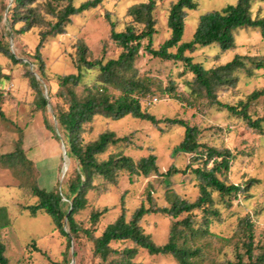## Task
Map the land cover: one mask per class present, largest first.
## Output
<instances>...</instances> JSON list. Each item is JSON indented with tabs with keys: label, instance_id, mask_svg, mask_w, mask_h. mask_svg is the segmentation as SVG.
I'll use <instances>...</instances> for the list:
<instances>
[{
	"label": "trees",
	"instance_id": "16d2710c",
	"mask_svg": "<svg viewBox=\"0 0 264 264\" xmlns=\"http://www.w3.org/2000/svg\"><path fill=\"white\" fill-rule=\"evenodd\" d=\"M12 1L6 13L10 32L15 39L29 33L36 34L37 44L32 59L41 76L55 86L52 102L55 121L79 168L67 180L72 196L71 209L63 213L58 188L51 191L39 188L38 172L23 149V132L6 118L0 99V123L13 128L17 134V139L11 143V149L0 153V168L8 171L17 188L34 200L33 205L26 206L23 210L33 218L38 214L46 215L59 236L66 240L68 250L71 248L69 237L81 248L87 247L90 258L86 264H139L135 260L140 251L149 256L171 257L176 264H195L206 258L204 244L212 240L232 247L233 258L225 259L222 264H264V246L255 244L254 226L249 216L238 219L229 238H220L212 232L214 224L223 223L220 208L230 211L238 198L243 201L249 199L252 181L239 184L228 182L237 156L227 148H215L201 143L200 131L196 127L175 119L161 122L144 112L142 101L146 98L153 99L158 94L176 97V84L169 80L162 88L158 80L140 73L136 66L140 51L153 59L181 64L183 71L180 75L191 76V81L186 85L193 95L207 105L242 120L251 132L262 134L264 115L253 119L250 111L253 104L264 98V88L252 92L245 100L234 105L222 103L217 100L216 95L218 92L234 90L239 82V75L251 77L255 71H264L263 57L235 55L230 61L219 62L221 56L235 51V37L239 31L256 30L264 39V17L260 16L259 9L252 11L254 4L264 0H235L234 4L226 5L219 11L202 14L187 42L182 39L185 21L188 13L197 11L198 0H176L167 10L169 38L158 50L151 47L156 33L154 0L127 8L126 24L121 31L116 30L106 13L104 18L110 27L109 40L120 50L116 58L93 60L85 44L77 41L72 46L74 54L71 56L76 73L55 75L53 79L46 74L42 60L41 50L44 45L50 39L63 35L72 17L97 9L102 0H86L78 6L74 5L73 0ZM5 8L6 6L3 9ZM143 42L147 43L144 45ZM210 47H217L219 50L210 68L205 69L201 64L193 63L189 55ZM0 55L14 65L22 64L10 54L1 40ZM89 72L95 73L94 79L85 83L84 76ZM25 77L34 93L32 114H44L47 103L38 90L35 76L26 73ZM0 79L7 81L8 75L0 72ZM126 117L147 122L155 128L161 123L167 127L182 128L184 133L174 154L191 156L186 168L181 171L170 166L161 175L157 158L152 153L136 161L123 155L122 151L111 153L106 159H102L110 147L129 146L131 140L129 136L118 137L108 130L88 138L93 131L92 125L97 119L117 122ZM43 122L53 132L47 120L43 119ZM180 174L191 175L194 179L197 190L194 200L182 198L168 183L163 194V206L157 205L148 187L143 201L129 217L123 193L119 199L117 218L106 225L99 235H96L97 226L105 218L108 211L106 208L89 213L88 227L76 220L87 209V197L90 193L116 187L123 177L129 185H135L140 178L162 176L170 179ZM148 215H161L172 220L164 245H156L141 227L142 220ZM64 222L67 232L63 229ZM10 225L7 209L0 207V232ZM255 251L259 253L254 254ZM4 254L5 249L0 242V264H8Z\"/></svg>",
	"mask_w": 264,
	"mask_h": 264
},
{
	"label": "rangeland",
	"instance_id": "374dc122",
	"mask_svg": "<svg viewBox=\"0 0 264 264\" xmlns=\"http://www.w3.org/2000/svg\"><path fill=\"white\" fill-rule=\"evenodd\" d=\"M86 0H73L75 6ZM147 0H102V4L95 10L82 13L71 18L69 26L63 35L50 39L41 50L42 60L46 74L53 79L55 75H71L76 71L72 66L71 56L74 52L72 46L77 41H82L91 52L93 60L103 58L114 59L120 50L109 40L110 27L105 20L107 13L115 24L116 30L121 31L125 24L127 8L134 4L145 3ZM156 7L154 19L156 22L151 42L153 50L159 47L169 38V30L166 25L167 10L176 0H154ZM235 0H198V9L188 13L185 21L183 42L191 39L199 16L206 12L219 11L226 5H232ZM4 6H6L5 9ZM10 0H0V40L5 45L11 41L13 54L22 62L14 65L7 58L0 55V72L8 75V80L0 79V99L6 118L12 121L23 132V149L28 160L33 162L38 172L39 188L51 191L57 187L62 197L61 210L67 213L72 196L69 193L67 180L77 171V163L71 157L69 150L65 151L64 138L54 133V121L50 116L53 112V92L55 86L44 79L35 61L32 59L34 48L37 44L35 33L18 36L16 39L10 32L7 22V10ZM259 9L260 16L264 17V1L256 3L252 11ZM3 38V39H2ZM147 42H143L145 45ZM236 49L233 53L221 56L219 62L230 61L235 55L241 57H263L264 39L256 30L239 31L235 37ZM8 50L7 46L5 45ZM9 51V50H8ZM219 54L217 47L200 49L189 55L193 63L201 64L208 69L214 63ZM35 64V65H33ZM140 73L153 77L164 88L169 80L176 84V97L171 95H156L153 99L146 98L142 101V110L163 122L167 119H175L198 128L200 142L210 147H223L237 156L231 167L228 182L239 184L248 180L253 182L249 192V199L243 201L238 198L232 204L230 211L222 208L223 223L214 224L212 232L220 238H229L235 229L238 219L249 216L254 226L255 244L264 246V125L262 134L251 132L245 123L230 116L226 111H219L214 106L207 105L197 96L193 95L186 83L191 81V76H181L183 67L179 63L164 62L153 59L140 51V58L136 64ZM26 73L35 76L43 97L49 105L44 114H32L34 107V93L25 77ZM95 73L85 74V83L93 81ZM239 82L234 90L217 93V100L228 105H234L252 92L264 88V71H255L251 77L239 75ZM46 87L48 95H46ZM250 115L253 119L264 115V98L252 105ZM46 119L53 128L51 132L43 122ZM92 133L88 138H93L101 132L108 130L118 137L129 136V146L110 147L102 156V159L111 153L122 151L123 155L137 160L149 154L157 158L159 174H165L170 166L178 170H184L189 163V155L174 154V150L180 143L184 130L179 127H167L161 123L158 128L149 123L126 117L123 120L112 122L110 120L97 119L92 125ZM17 139L13 128H7L0 123V153L8 152L11 143ZM182 198L194 200L197 195L195 181L191 175H177L172 178L162 176L149 179L140 178L135 185H129L125 177L121 178L116 187H108L98 193L88 195V207L77 217V222L88 227V216L92 210L106 208L107 214L97 226V233L112 223L118 216L119 199L125 193L127 216L136 209L144 199V192L149 187L157 205L163 206V194L166 184ZM100 189L101 187L98 186ZM102 189V188H101ZM34 204L17 188L16 182L10 173L0 168V207L7 209L11 225L0 232V242L5 249L4 256L8 264H70L71 248L67 249L66 240L59 236L50 219L44 214L31 217L26 206ZM172 220L161 215H148L141 222L145 234L149 235L156 245H164L167 242L168 231ZM67 232V226H65ZM32 243V246L30 244ZM77 247L73 255V264H86L90 258L88 248ZM207 256L195 264H222L225 259H232V247L221 241L212 240L205 242ZM255 251L254 254H258ZM139 264H176L168 256H149L140 251L136 260Z\"/></svg>",
	"mask_w": 264,
	"mask_h": 264
},
{
	"label": "bare ground",
	"instance_id": "6f19581e",
	"mask_svg": "<svg viewBox=\"0 0 264 264\" xmlns=\"http://www.w3.org/2000/svg\"><path fill=\"white\" fill-rule=\"evenodd\" d=\"M3 39V38H2ZM4 40H5V45L7 46V48L10 50V51H12L13 50V46H12V42L11 41H6V39L4 38ZM46 95H48V88L46 87ZM50 116H51V118L53 119V121H54V131H55V133L57 134V136L58 137H60L61 135H62V133H61V131H60V129H59V127H58V125H57V123H56V121H55V116H54V113L50 110ZM60 133H61V135H60ZM63 137V136H62ZM63 145H64V148H65V151H67L68 150V146H67V144L66 143H63ZM79 170V168H78V165H77V171ZM74 252H75V247H73V249L71 250V262H70V264H73V255H74Z\"/></svg>",
	"mask_w": 264,
	"mask_h": 264
},
{
	"label": "water",
	"instance_id": "95a60500",
	"mask_svg": "<svg viewBox=\"0 0 264 264\" xmlns=\"http://www.w3.org/2000/svg\"><path fill=\"white\" fill-rule=\"evenodd\" d=\"M13 1L12 0H10V4L12 3ZM10 7V6H9ZM9 50V49H8ZM9 52H10V54L12 55V56H14L15 57V55L13 54V52L12 51H10L9 50ZM15 59H17L16 57H15ZM33 65H35V64H33ZM35 66H37V65H35ZM37 68H38V66H37ZM44 99L46 100V103H47V106L49 105V102H48V100L44 97ZM64 143H66L65 141H64ZM67 144V143H66ZM67 146H68V144H67ZM68 150H70V147L68 146ZM70 207H69V210L68 211H70ZM63 229L65 230V222L63 223ZM70 238V241H71V250L73 249V247H77V244H76V241L73 239V238H71V237H69ZM70 250V251H71Z\"/></svg>",
	"mask_w": 264,
	"mask_h": 264
},
{
	"label": "crops",
	"instance_id": "0c3cea01",
	"mask_svg": "<svg viewBox=\"0 0 264 264\" xmlns=\"http://www.w3.org/2000/svg\"><path fill=\"white\" fill-rule=\"evenodd\" d=\"M24 143V142H23Z\"/></svg>",
	"mask_w": 264,
	"mask_h": 264
}]
</instances>
